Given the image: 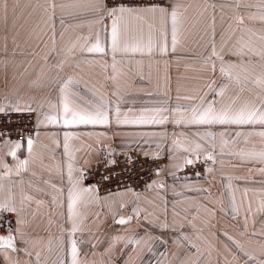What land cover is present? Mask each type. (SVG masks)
Wrapping results in <instances>:
<instances>
[{
	"label": "crops",
	"instance_id": "1",
	"mask_svg": "<svg viewBox=\"0 0 264 264\" xmlns=\"http://www.w3.org/2000/svg\"><path fill=\"white\" fill-rule=\"evenodd\" d=\"M151 7L168 11L119 17L113 51L104 0H0V107L37 116L31 151L28 139L0 145V205L15 208L0 264H73V242L77 264H264V126L187 123L212 101L216 111L264 103V0L132 8ZM97 40L103 51L89 52ZM213 44L222 59H206ZM65 102L107 123L65 124ZM131 150L166 158L144 192L84 181ZM209 156L205 176H177Z\"/></svg>",
	"mask_w": 264,
	"mask_h": 264
},
{
	"label": "built area",
	"instance_id": "2",
	"mask_svg": "<svg viewBox=\"0 0 264 264\" xmlns=\"http://www.w3.org/2000/svg\"><path fill=\"white\" fill-rule=\"evenodd\" d=\"M107 7L122 4L126 7L140 5L164 6L167 0H104ZM37 116L34 109H11L0 112V145L5 142L25 141L35 136ZM165 157H145L131 150L118 155L113 161L83 171V179L100 193L129 187L137 193L144 192L165 164ZM176 171L178 177L198 178L206 175L211 160L206 157L191 159ZM13 212H0V232L13 228Z\"/></svg>",
	"mask_w": 264,
	"mask_h": 264
},
{
	"label": "snow or ice",
	"instance_id": "3",
	"mask_svg": "<svg viewBox=\"0 0 264 264\" xmlns=\"http://www.w3.org/2000/svg\"><path fill=\"white\" fill-rule=\"evenodd\" d=\"M107 14L111 17H113V21H112V29H111V41H112V48L113 51H115L119 45V40H120V33H119V29L117 26V20L119 19L120 16H122L125 13H132V12H138V11H150V12H156L159 11L161 14H166L167 13V9L164 7H151L148 9H139V8H132V7H126L122 4H117L111 8H106ZM176 11L175 9L172 10L171 12V16L173 19V24L175 25L176 22ZM241 23L243 21H240ZM173 45H175L176 43V30L175 27L173 28ZM89 52H102L103 48H101L99 40H97V42L88 49ZM236 55H243V51L242 50H237ZM262 58H264V52L258 53ZM212 57H217L222 59V57H219L216 50H215V45H212V51L209 57H207V60H212ZM212 68L213 71L215 70V65L214 63L212 64ZM220 71L222 73H226V69L222 66ZM68 83H71V81H69ZM258 84L261 85L262 88H264V81H257ZM63 91V89H62ZM223 89H221L220 91V95H223ZM203 101L201 102V104L203 105ZM214 103L215 101L209 102L207 104V107H202V106H197V107H193L191 109V118L187 121V123L190 124H220V125H260V126H264V103H262L260 106L258 107H248L245 106L239 110H232L230 107L228 108H224L221 109L220 111H216L214 108ZM18 110V109H17ZM4 111V108L0 107V112ZM71 112V116L72 119H68L67 116L68 114ZM64 114H65V118H64V123L65 124H74V123H82V124H96V123H107V115L106 113L97 110L94 114H82V113H77L74 111H71V109L69 108L67 102L64 103ZM165 118H161L159 120L156 119H152L151 121L148 119H141L140 123H147V122H156V123H162L164 121ZM177 123H180L181 120H177ZM257 135H260L261 137H264V131H260L259 133H256ZM33 141L31 139H28L27 141V145L29 148V151H31V147H32ZM21 145L19 143L14 145V149H18L20 148ZM67 147V145L65 146ZM10 155H12L13 157H15L16 152L15 150H13ZM260 157L261 159H264V152L260 153ZM208 159H212L211 156L208 157ZM188 164H191L192 161L191 160H186L185 161ZM27 161H23L22 164H26ZM82 191H90V189H83ZM79 193H69V199H70V203H69V212L72 213L73 209H74V205H75V198L74 196H78ZM2 211H9V212H14L15 208H8L5 205H0V212ZM126 221H124L123 219H121L120 221H118V223H125ZM5 238L0 237V240H3ZM8 240V246L11 247V240L12 237L9 236L7 238ZM76 245L75 242H73L72 245V256H73V264H77L76 262Z\"/></svg>",
	"mask_w": 264,
	"mask_h": 264
}]
</instances>
